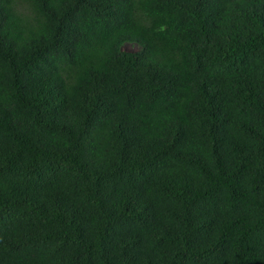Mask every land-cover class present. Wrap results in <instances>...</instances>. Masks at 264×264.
I'll return each mask as SVG.
<instances>
[{
    "label": "trees",
    "instance_id": "obj_1",
    "mask_svg": "<svg viewBox=\"0 0 264 264\" xmlns=\"http://www.w3.org/2000/svg\"><path fill=\"white\" fill-rule=\"evenodd\" d=\"M0 264H264V0H0Z\"/></svg>",
    "mask_w": 264,
    "mask_h": 264
},
{
    "label": "rangeland",
    "instance_id": "obj_2",
    "mask_svg": "<svg viewBox=\"0 0 264 264\" xmlns=\"http://www.w3.org/2000/svg\"><path fill=\"white\" fill-rule=\"evenodd\" d=\"M123 48L128 49V50H135V49L137 48V46L134 45V44L125 43V44L123 45Z\"/></svg>",
    "mask_w": 264,
    "mask_h": 264
}]
</instances>
